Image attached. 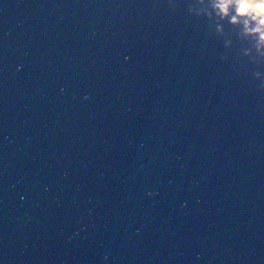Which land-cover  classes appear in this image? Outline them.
Wrapping results in <instances>:
<instances>
[{"label": "water", "instance_id": "water-1", "mask_svg": "<svg viewBox=\"0 0 264 264\" xmlns=\"http://www.w3.org/2000/svg\"><path fill=\"white\" fill-rule=\"evenodd\" d=\"M187 2L0 0V264H264L252 44Z\"/></svg>", "mask_w": 264, "mask_h": 264}, {"label": "clouds", "instance_id": "clouds-1", "mask_svg": "<svg viewBox=\"0 0 264 264\" xmlns=\"http://www.w3.org/2000/svg\"><path fill=\"white\" fill-rule=\"evenodd\" d=\"M175 7V0H170ZM190 15L215 20V32L226 37L225 23L238 29L241 40L250 41L252 47L238 51V62L251 65V76L257 83V89L264 92V0H188ZM226 51L221 56L228 61L232 55V40L223 39Z\"/></svg>", "mask_w": 264, "mask_h": 264}]
</instances>
